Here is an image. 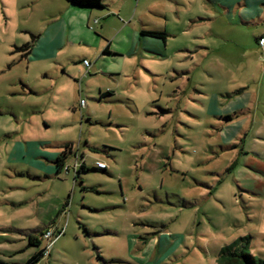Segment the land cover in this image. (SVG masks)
<instances>
[{
    "label": "rangeland",
    "instance_id": "obj_1",
    "mask_svg": "<svg viewBox=\"0 0 264 264\" xmlns=\"http://www.w3.org/2000/svg\"><path fill=\"white\" fill-rule=\"evenodd\" d=\"M247 1L121 0L101 21L116 56L81 28L38 59L51 1L0 0V253L25 237L26 259L28 233L53 228L40 264H220L243 237L264 263V6L224 13ZM142 29H165L162 56Z\"/></svg>",
    "mask_w": 264,
    "mask_h": 264
},
{
    "label": "crops",
    "instance_id": "obj_2",
    "mask_svg": "<svg viewBox=\"0 0 264 264\" xmlns=\"http://www.w3.org/2000/svg\"><path fill=\"white\" fill-rule=\"evenodd\" d=\"M51 5L48 6L44 13V18L42 21L44 29L42 30L41 36L39 37V40L37 42V45L33 49V56L38 59H46V58H52L57 57L59 54V47H60V39H62L64 42L67 38L68 43H70L71 38L68 35H74L78 34V38H80V29L81 28H89V30L93 31L95 33V38L91 41H85L82 40V42H79L78 44L84 45L90 47L91 44H95L94 47V53L96 55H99L101 52V55L99 58H103L105 56H116L115 54H112L111 52H118V50L112 51L111 46L112 42H109L106 39V36L103 34V30L105 29L107 23H109L110 19H114L117 24L120 22L114 18V16H121L123 11L122 7L123 4L120 3L121 0H100V5L98 6H89V5H82V4H75L68 0H50ZM125 2L126 0H122ZM120 3V5H119ZM247 5H244L243 7H238L236 10H229L224 12L227 14V18L238 20L240 19L242 23L246 24L248 23V19L255 17V15L259 12V9L261 6H264V0H252L251 2L247 1ZM112 7H116L117 9L115 11L110 10ZM249 8V9H247ZM104 10L105 12L102 13ZM103 14V15H102ZM102 18H107V23L101 24ZM238 18V19H237ZM94 20L97 22L94 23ZM100 26L101 30H97V27ZM121 27V26H120ZM125 25L122 26L120 31L124 29ZM142 31H155V32H163L165 31H157V30H145L142 29L139 33H136V39L139 41L140 37H150V36H144L142 35ZM264 35L260 36L258 39H256V47H254V50L259 52V54L262 56L264 55V45L261 46L259 44V39L263 38ZM78 38L73 39L75 42H77ZM153 39H158L151 37ZM166 38V37H165ZM81 39H83L81 37ZM160 40V43L157 44L155 42H149L153 45L151 47L149 52L152 55L162 56V51L165 50V45L167 42V39L163 41ZM92 42V43H90ZM59 48V49H58ZM159 48V49H158ZM34 57H31L34 59ZM83 60H88L91 64V61L88 59L87 56L79 57L78 61L83 62ZM83 65V64H82ZM85 68V66H83ZM92 67V64L90 68ZM89 68V69H90ZM86 72H87V68ZM89 74V72L87 73ZM220 98L218 96H214L213 100L211 102V105H214V108L220 103ZM240 102V100H238ZM235 105L231 103L226 104V106L222 109L218 108V111L216 114H227L230 111L234 110ZM67 150H71L70 148H67ZM67 150L65 152H67ZM65 160L63 161V166L61 167V170H64ZM57 171V174H60L62 171ZM76 182V181H75ZM65 211V210H64ZM47 228V227H45ZM44 230V229H43ZM43 230L38 231H32L28 233V250L29 254L28 257L25 259V237L23 239H20L21 241V248L23 250V254L19 256H15V254L21 252L16 249V247L9 249L10 247H5L2 249L3 253H0V260L8 263V264H25L28 260H30L32 257H34L39 251H41L43 248H45V244L41 239V235H37L36 232H39V234L43 233ZM25 236V231L20 232ZM32 235L35 238H38L40 241V247L35 246L33 244H30L29 236ZM2 254V255H1ZM45 258L41 259L38 264H40Z\"/></svg>",
    "mask_w": 264,
    "mask_h": 264
},
{
    "label": "trees",
    "instance_id": "obj_3",
    "mask_svg": "<svg viewBox=\"0 0 264 264\" xmlns=\"http://www.w3.org/2000/svg\"><path fill=\"white\" fill-rule=\"evenodd\" d=\"M75 4H82V5H89V6H98L100 5V0H68ZM142 35L162 39L165 41L166 33L163 32H155V31H142ZM260 40V39H259ZM107 95H110L107 93ZM105 96V95H104ZM228 121H231V116L227 117ZM66 153L64 152L61 157H59L55 163L57 171L59 172L61 170V167L63 166V161L65 160ZM85 163H82L79 171L77 172L75 180L77 181V178H79L80 174L83 172H88ZM92 171H101L106 173L107 170H101V169H93ZM41 236L43 233L40 234ZM30 244H33L35 246L40 247V241L38 238H35L34 236H29ZM249 243H250V237H243L235 242H233L231 245L224 247L219 254L218 262L220 264H264L261 261H258L254 255H252L249 252ZM45 248H43L41 251H39L34 257H32L30 260H28L25 264H38L41 259H43ZM0 264H8L2 260H0Z\"/></svg>",
    "mask_w": 264,
    "mask_h": 264
},
{
    "label": "built area",
    "instance_id": "obj_4",
    "mask_svg": "<svg viewBox=\"0 0 264 264\" xmlns=\"http://www.w3.org/2000/svg\"><path fill=\"white\" fill-rule=\"evenodd\" d=\"M259 44H260L261 46L264 45V37L261 38V39L259 40ZM82 64H83V66H85V68H87V73H88L89 68H90V66H91L90 62H89L88 60H83ZM80 104H81V106H84V105H85V102L82 100ZM96 167H97L98 169H101V170H107V164L104 163V162H97ZM63 169H64L66 172H68V173H69V171L71 170V168L68 167V166H64ZM73 170H74L75 177H76L77 172H78V171H77V166H76L75 168H74V166H73ZM58 233H59V232H58ZM42 236H43L44 238L48 239V240H52V239H54V238H55V232H54V229H53V228H50L49 230H47L46 232H44ZM47 250H49V249H48L47 247H45V251H44V254H43V258L46 257V255H47V253H48Z\"/></svg>",
    "mask_w": 264,
    "mask_h": 264
}]
</instances>
